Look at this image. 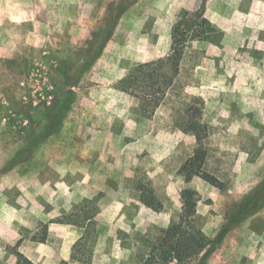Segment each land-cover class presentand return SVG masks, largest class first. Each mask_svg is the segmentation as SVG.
I'll return each mask as SVG.
<instances>
[{
  "label": "rangeland",
  "instance_id": "rangeland-1",
  "mask_svg": "<svg viewBox=\"0 0 264 264\" xmlns=\"http://www.w3.org/2000/svg\"><path fill=\"white\" fill-rule=\"evenodd\" d=\"M200 7L216 40L191 41L182 91L144 115L118 81L171 52L181 11ZM185 93L202 100L205 168L222 189L179 173L196 145L174 124ZM184 188L218 238L207 264H264V0H0V264L16 250L35 264H136L179 219ZM256 189L260 208L245 214Z\"/></svg>",
  "mask_w": 264,
  "mask_h": 264
},
{
  "label": "trees",
  "instance_id": "trees-1",
  "mask_svg": "<svg viewBox=\"0 0 264 264\" xmlns=\"http://www.w3.org/2000/svg\"><path fill=\"white\" fill-rule=\"evenodd\" d=\"M219 33L217 28L205 15V9L200 7L194 11L182 10L171 30L173 48L167 55L157 59L138 63L132 67L119 81L117 87L120 91L130 93L139 103V109L144 115H152L167 98L176 96L182 91L180 83L181 61L191 41H215ZM111 30H108V36ZM107 39V37H106ZM89 65H86L85 69ZM79 73L73 75L64 83V101L59 108L61 112L73 101L74 87ZM188 98V94L185 93ZM184 99L181 107L174 116L175 127L195 137L196 145L192 153L183 161L179 173L189 182L199 177L208 183L223 188L224 183L213 172L206 170L208 147L206 140L210 135V126L202 119V100L196 96ZM197 102L200 105L197 106ZM52 124V122H50ZM51 126V125H49ZM46 132V131H45ZM44 133L40 136L42 138ZM22 153V152H21ZM20 153V154H21ZM16 160L13 158L7 166ZM263 197L259 189L249 194L242 206L245 214L256 212L260 208ZM141 200L149 207L159 209L154 195L144 193ZM199 197L191 188L181 191V214L179 219L173 221L160 234L149 241L143 252L138 253L136 264H207V261L217 246L218 238L211 239L196 224V208ZM96 211L88 213L84 221L94 217ZM84 226L83 223H77ZM47 228L38 241L46 240ZM17 264H34L22 252L16 250ZM73 258L86 261V258L75 251Z\"/></svg>",
  "mask_w": 264,
  "mask_h": 264
},
{
  "label": "crops",
  "instance_id": "crops-1",
  "mask_svg": "<svg viewBox=\"0 0 264 264\" xmlns=\"http://www.w3.org/2000/svg\"><path fill=\"white\" fill-rule=\"evenodd\" d=\"M24 254V253H23ZM25 255V254H24ZM26 256V255H25ZM27 257V256H26ZM28 258V257H27ZM28 259H30V258H28ZM31 260V259H30ZM32 261V260H31ZM33 262V261H32ZM34 263V262H33ZM35 264V263H34Z\"/></svg>",
  "mask_w": 264,
  "mask_h": 264
}]
</instances>
